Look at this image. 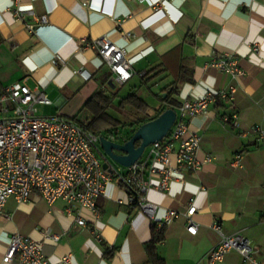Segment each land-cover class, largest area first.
I'll list each match as a JSON object with an SVG mask.
<instances>
[{"label":"crops","instance_id":"obj_1","mask_svg":"<svg viewBox=\"0 0 264 264\" xmlns=\"http://www.w3.org/2000/svg\"><path fill=\"white\" fill-rule=\"evenodd\" d=\"M89 1L97 8H88ZM172 7L181 13L178 20L167 13L143 29L140 22L152 9L140 0H0V92L18 82L41 89L51 104L38 106V116L59 115L85 127L91 116L83 111L80 117L78 110L94 93L103 90L113 104L124 98L109 90L119 84L86 45L102 36L133 61L132 77L122 85L129 88L126 96L135 93L148 106L134 109L141 118L119 120L123 125L111 131V140L129 139L161 108L168 109L161 98L169 86L178 88L179 106L229 87L238 92L234 100L218 99L187 119L188 131L200 137L201 167L182 169L168 191L147 190L151 216L127 204L117 178L96 200L97 221L85 227L76 224L63 201L48 206L36 193L21 204L10 198L0 214V264L13 234L41 241L44 230L60 236L41 246L50 264L64 258L68 264H150L145 246L152 224L165 227L155 248L164 264H207L220 239L214 226L246 237L264 264V139L249 131L264 129V0H172ZM42 16L46 23L39 26ZM221 58L235 61L241 74L215 68ZM178 108L172 109L177 113ZM237 155L239 166L232 167ZM190 205L196 208L194 235L186 230ZM170 211L176 218L165 224ZM241 263L230 251L216 264Z\"/></svg>","mask_w":264,"mask_h":264},{"label":"built area","instance_id":"obj_2","mask_svg":"<svg viewBox=\"0 0 264 264\" xmlns=\"http://www.w3.org/2000/svg\"><path fill=\"white\" fill-rule=\"evenodd\" d=\"M171 1L140 0L147 2L152 9L151 15L140 22V27L147 29L151 22L167 16V13L178 20L181 13L173 7L170 10ZM87 6L97 8L90 1ZM38 23L44 25L46 16L40 17ZM86 45L96 50L119 85L132 77L133 61L127 59L125 50L107 36L91 40ZM213 66L225 74H241L235 61L229 58H221ZM236 94V88L229 87L183 102L172 128L162 140L148 146L132 166L117 167L109 173L103 169L105 158L99 142L102 135L59 115L38 116V106L51 104L39 88L31 89L22 82L3 88L0 92V214L8 199L21 204L26 202L30 193H36L48 206L63 201L67 213L75 214L76 224L85 227L87 221H97L96 200L104 194L108 182L117 178L128 195L127 204H136L151 216L153 206L146 202L147 190L168 191L182 169L196 171L201 167L196 158L200 137L188 131L187 119L202 114L208 104L218 99L234 100ZM249 131L264 139V129L253 126ZM239 159L240 155L235 156L231 166H239ZM195 211V206L190 205L185 213L186 230L191 235L196 234L197 229L192 220ZM84 213L90 216V220ZM176 215L173 211L168 212L165 224ZM214 229L220 239L208 254L207 264L222 261L230 251L240 255L241 264H262L257 259L259 250L246 237L240 233L224 234L217 226ZM59 238L48 230L42 232L41 241L15 233L9 240L2 263L16 260L18 264H50L43 257L41 246L46 241L56 243ZM67 261L64 258L56 264H68Z\"/></svg>","mask_w":264,"mask_h":264},{"label":"trees","instance_id":"obj_3","mask_svg":"<svg viewBox=\"0 0 264 264\" xmlns=\"http://www.w3.org/2000/svg\"><path fill=\"white\" fill-rule=\"evenodd\" d=\"M186 80L191 82L190 78ZM165 94V98H161L165 104V108L169 109L180 107V104L176 99L178 95L177 87H167ZM126 107H131L138 111H145L148 106L135 93L129 94L128 96L122 98L119 103L113 104L112 99L106 96L103 90L97 91L87 100L82 108V111L88 112L91 116V120L84 128L95 134L101 135V133H105L104 137L111 138L113 135L111 131H117L123 124L111 116L109 112L123 115ZM163 111V108H161V110L158 111L157 116ZM131 206L136 207V204ZM150 232L151 240L145 246L149 262L150 264H164V261L156 255L155 248L164 240L165 227H158L156 224H152Z\"/></svg>","mask_w":264,"mask_h":264},{"label":"water","instance_id":"obj_4","mask_svg":"<svg viewBox=\"0 0 264 264\" xmlns=\"http://www.w3.org/2000/svg\"><path fill=\"white\" fill-rule=\"evenodd\" d=\"M165 96L166 94H163L162 98ZM175 119L176 111L169 108L156 118L141 124L134 130L129 139L120 143L101 136L99 138L100 148L105 158L103 169L112 173L117 167L128 168L132 166L139 160L148 146L162 140L167 135Z\"/></svg>","mask_w":264,"mask_h":264},{"label":"rangeland","instance_id":"obj_5","mask_svg":"<svg viewBox=\"0 0 264 264\" xmlns=\"http://www.w3.org/2000/svg\"><path fill=\"white\" fill-rule=\"evenodd\" d=\"M109 90L115 92L117 95H119L120 98L125 97L129 93L128 86H122V85H117V84L116 85L115 84L110 85ZM118 101H119V99H118ZM126 109H127L126 114L123 116H119L116 113H112V112L111 113H112V115L115 116L116 119L121 120V121H127L128 119H133V117H135L137 119L141 118L140 113L136 112L134 109L129 108V107H126ZM81 111H82V107L78 110V114H77L80 117L82 116V113H84L83 111L82 112ZM129 114H131V115H129Z\"/></svg>","mask_w":264,"mask_h":264}]
</instances>
